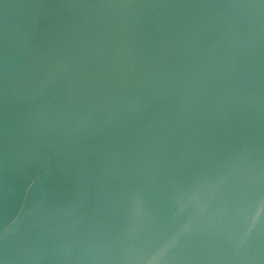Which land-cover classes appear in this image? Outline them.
<instances>
[{
    "label": "water",
    "instance_id": "1",
    "mask_svg": "<svg viewBox=\"0 0 264 264\" xmlns=\"http://www.w3.org/2000/svg\"><path fill=\"white\" fill-rule=\"evenodd\" d=\"M0 264H264V0H0Z\"/></svg>",
    "mask_w": 264,
    "mask_h": 264
}]
</instances>
